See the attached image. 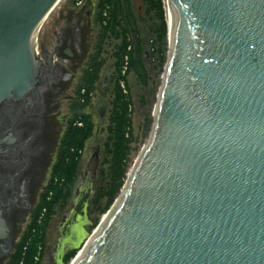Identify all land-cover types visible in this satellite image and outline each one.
<instances>
[{"label":"water","instance_id":"water-1","mask_svg":"<svg viewBox=\"0 0 264 264\" xmlns=\"http://www.w3.org/2000/svg\"><path fill=\"white\" fill-rule=\"evenodd\" d=\"M59 2L0 0V102L36 87L38 33ZM166 2L147 141L89 235L94 178L75 181L55 264L73 249L70 264H264V0Z\"/></svg>","mask_w":264,"mask_h":264},{"label":"flooded vegetation","instance_id":"flooded-vegetation-1","mask_svg":"<svg viewBox=\"0 0 264 264\" xmlns=\"http://www.w3.org/2000/svg\"><path fill=\"white\" fill-rule=\"evenodd\" d=\"M76 3L37 41L43 66L36 87L20 98L0 102V141L10 133L9 137L15 139L11 142L8 137L0 142V218L8 228L6 237L0 238V264H10L20 239L33 222L63 135L78 105L85 100L82 96L87 91L81 86L95 52L91 50L95 13L92 5L82 0ZM115 72L116 68L105 71L104 85Z\"/></svg>","mask_w":264,"mask_h":264},{"label":"trees","instance_id":"trees-1","mask_svg":"<svg viewBox=\"0 0 264 264\" xmlns=\"http://www.w3.org/2000/svg\"><path fill=\"white\" fill-rule=\"evenodd\" d=\"M77 1V0H74ZM148 11L158 18L156 33L159 43H163L168 34V23L164 0H144ZM98 23L101 27L100 43L91 57L86 70L84 84L85 100L78 105L83 109L90 102V93L100 78L104 66L102 43L109 37L120 40L114 51L115 86L111 102L109 138L106 144L109 158L108 188H101L95 195L96 201L108 195L113 203L122 188L129 170L131 153V132L133 126L132 97L128 91L127 76L133 70L139 80L146 84L148 74L143 61L142 38L136 19L131 9L130 0H99ZM160 58L165 60L163 49L158 47ZM94 130V123L89 114L77 113L70 121L61 141L58 159L53 167L46 192L37 208L33 222L20 239L10 264H41L44 251L46 229L55 213L57 204L66 203L72 195V188L77 178L78 169L87 140ZM94 198V199H95ZM77 249L71 250L64 259V264L76 255Z\"/></svg>","mask_w":264,"mask_h":264},{"label":"rangeland","instance_id":"rangeland-1","mask_svg":"<svg viewBox=\"0 0 264 264\" xmlns=\"http://www.w3.org/2000/svg\"><path fill=\"white\" fill-rule=\"evenodd\" d=\"M78 1V0H77ZM74 0H60L52 12L48 15L45 22L41 26L38 39L57 21L61 18L62 14L66 12L69 7L76 6ZM88 5H92L95 13L93 21V44L91 50H96L97 45L100 43L101 27L97 20L98 15V1L99 0H82ZM131 9L137 22L138 29L142 38L143 48V61L148 74L147 83H142L135 71H131L127 76L128 91L132 97V118L133 126L130 134L131 153L129 155V170L132 168L135 160L139 156L144 144L147 141L149 132L153 121V112L157 101L160 86L163 80L164 69L168 56L169 40L168 34L163 43H159L157 39L156 28L159 22L158 18L153 12L148 11V6L144 0H130ZM166 18L168 20V7L167 2L164 0ZM120 40L115 37L109 36L102 43V58L104 66L101 72V78L96 83L93 95L88 105L83 109H78L77 113L89 114L94 123V130L91 137L87 140L83 156L78 169L77 177L85 179L86 173H89L94 178L93 187L96 194L101 188H108L109 184V158L106 144L109 138V125H110V110L111 102L114 98V83L116 72L108 76L107 84H103V75L107 69L115 70V57L114 51ZM158 47L163 49L165 60L160 58ZM103 101L106 103L105 114L102 116L99 111V103ZM127 172V174H128ZM126 180V178H125ZM124 180V182H125ZM73 189V188H72ZM121 190V189H120ZM116 195L115 199L119 195ZM114 199V201H115ZM113 201V202H114ZM113 203H109L108 195L96 201V198L91 201L89 205V220L90 224L85 225V230L88 235L95 229L101 222L105 214L108 212ZM73 207V200L70 197L66 203L57 204L55 213L53 214L48 227L46 229V239L41 264H55L52 259L55 246L60 236V223L64 214ZM87 235V237H88ZM86 237V238H87ZM85 238V239H86ZM74 258V257H73ZM72 258V259H73ZM72 259L68 264L71 263Z\"/></svg>","mask_w":264,"mask_h":264}]
</instances>
